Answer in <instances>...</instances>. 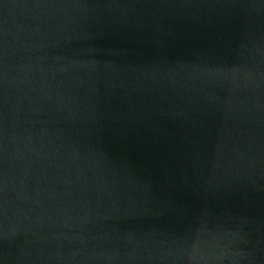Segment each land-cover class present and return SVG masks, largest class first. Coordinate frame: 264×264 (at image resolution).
Returning <instances> with one entry per match:
<instances>
[{
  "label": "water",
  "instance_id": "water-1",
  "mask_svg": "<svg viewBox=\"0 0 264 264\" xmlns=\"http://www.w3.org/2000/svg\"><path fill=\"white\" fill-rule=\"evenodd\" d=\"M0 264H264V0H0Z\"/></svg>",
  "mask_w": 264,
  "mask_h": 264
}]
</instances>
